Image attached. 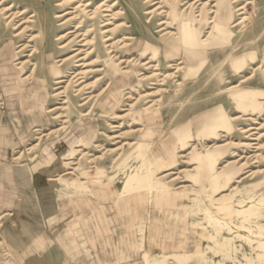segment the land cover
<instances>
[{"label":"rangeland","instance_id":"374dc122","mask_svg":"<svg viewBox=\"0 0 264 264\" xmlns=\"http://www.w3.org/2000/svg\"><path fill=\"white\" fill-rule=\"evenodd\" d=\"M3 1H6L5 8L13 5L16 11L24 9L21 6L26 3L29 13L36 17L28 25L33 31L26 30L20 34L22 29L13 30L0 14V96L5 100L0 101V132L5 129L8 136H13L18 125L17 117L22 119L25 128L29 126L31 129L25 144H17L18 139H15L14 148L11 147L7 156L0 159V172L9 169L10 179L12 176L14 179L17 169L27 168L31 175V166L49 155L48 149H52L55 141L67 137L79 146L69 154V162L66 163L70 164L57 174L62 176L67 173L65 179L54 180L68 187L60 186L55 196L58 204L69 196L77 197L80 190L90 189L88 181L83 178L93 175L91 170L98 173L93 175L97 180L92 184L95 188L99 187L103 194L109 186L100 180L105 172L108 180L122 188V196L146 189L152 193L151 203L156 207L178 200L193 203L190 226L198 235L196 247L184 252L187 255L165 254L159 257L150 254L149 241L145 242L150 222L147 229L140 228V255L134 264H264V250L258 247L259 242H264V71L256 70L262 51L253 49L258 53V61L253 63L248 60L242 74L231 68V60L235 56L227 58L233 46L240 47V56L251 53V49L246 47L263 39L264 24L254 32L245 31L234 36L231 47L210 50L206 65L199 72L198 65H194L190 76H186V66L179 65L178 61L174 62L178 66L170 68L165 57V34L170 31L177 34V30L161 32L165 28L161 26L165 18L147 15L156 7L150 6L146 0H109L110 3L105 4H117L113 13H123L116 22L112 21L123 26L116 29L115 40L109 44L116 42L118 45L126 37L130 39L127 43L132 44L129 49L116 46L114 59L111 60L101 32L105 30L101 28L103 23L89 21L80 12L64 16L73 11L69 9L71 4H66L70 0H0V3ZM209 1L197 3L196 16ZM104 2L91 0L93 7L89 11ZM169 4L170 0H164L160 7L168 12L171 9ZM215 4L209 2V7ZM186 7L188 5L181 12ZM113 13H104L110 16L105 20H109ZM59 16L61 18H57ZM257 17L250 24H257ZM86 22L88 27L77 34L93 29L88 40L94 45L83 47L84 43L73 41L69 33H75L76 28ZM111 28L113 26L108 30ZM146 42L152 46L150 49L145 46ZM91 50H94L91 56L77 55L78 52L88 53ZM153 50L158 51L157 57L153 56ZM147 61H152L151 65L142 66ZM137 62L143 63L140 66ZM54 63L62 73L59 76L62 83L57 85L52 77L56 71L51 68ZM79 64L83 66L78 67ZM176 66L182 69L177 74L174 70ZM125 71L135 76L131 84L124 78ZM173 73L175 78L170 77ZM141 74L158 76L141 84ZM251 76L252 79L242 83ZM234 86H238L240 91L258 93L261 108L255 110L249 107V101L242 103L245 107L239 108L236 96L228 92ZM61 92L59 97L54 96ZM89 97L95 99L89 101ZM25 102L36 110H13V103L20 105ZM147 108L150 109L146 111ZM40 110H43L44 120L33 121L32 116L39 115ZM117 116L120 118L117 119ZM183 126L191 134L185 150L176 144L175 135ZM250 128L254 130L246 132ZM155 139H159L155 144L160 147L144 145L145 141ZM251 144L255 145L251 148ZM155 147L164 150L163 153L174 152L176 163L171 172H161L164 169L155 172L150 166L149 157L157 153ZM211 151H219L218 157L215 165L212 163V167L205 169L196 159V154ZM42 162L39 165H43ZM221 172L228 175L226 189L221 188V183H216L215 178ZM2 180L0 186L9 191L12 189L14 193L5 194L4 200L12 201L5 206L0 194V262L12 261L19 256L20 264H26L25 257L37 253L36 247L47 244L38 232L54 234L59 217L55 214L57 210L49 215L48 211L40 209L41 196L37 194L33 181L27 193L21 181L14 180V186L15 183L19 186L12 188L8 179ZM162 196L166 199L162 200ZM238 212H241L240 216ZM64 221L65 234L61 232L62 223L56 228L58 238L54 244L57 251L53 257L47 252L48 264H60L63 253L72 255L88 245L80 243L83 228L77 220ZM10 230L15 236L16 252L13 244V250H10L5 236ZM110 233L108 227L101 230L105 239ZM91 244L95 245L93 241ZM199 245L201 253L195 254ZM57 258L59 261H56Z\"/></svg>","mask_w":264,"mask_h":264},{"label":"crops","instance_id":"0c3cea01","mask_svg":"<svg viewBox=\"0 0 264 264\" xmlns=\"http://www.w3.org/2000/svg\"><path fill=\"white\" fill-rule=\"evenodd\" d=\"M234 87L239 89L238 86ZM241 92L248 95V97L256 94V92ZM30 96L32 97V95ZM234 96H236L237 99V94ZM29 99L36 100V98ZM236 102L239 108L245 107V105L241 107L237 100ZM13 106V110L16 111L21 110L24 112L27 110H36L34 106H31L28 102L21 103L20 105L13 103ZM40 111L41 112L36 117L32 116L33 121L44 120L43 110ZM16 124L18 125H16L17 128L14 130L13 136H8V131H5V137L10 144L9 146H0V159H4L7 156L11 147L12 149L14 148L15 139H18L17 144L23 145L30 137L31 129L29 126L25 128L22 119L17 117ZM226 124H228L227 121ZM185 129L186 127L183 126L175 133L176 144L180 145L181 150H185L188 147V141L191 136L190 131ZM158 140L159 139L145 141L146 143L144 142V145L154 144L155 146L158 145V147H160L159 144H155ZM75 144L74 141L72 142L70 139L68 140L67 137L57 142L55 141V143L52 144V149H48L49 155L47 154L45 157H42L43 162L38 160L34 166H31V175L29 174L30 172L27 168L17 169L16 177H14V179L13 176L12 179H10L11 174L8 172L9 169H7V171L4 170L2 173L0 172V181L1 179H8L7 181L10 183L12 188L19 186V183H15L14 186V180L19 182L21 181L23 189L27 190V193L30 191V182L33 181V186H36L37 194L41 196V202L39 204L40 209L48 211L49 215L57 210L55 214L59 217L58 224L53 229L54 234L48 233V231L47 233H42L38 229L39 235L44 236L43 240L44 242H47V244L44 247H36L37 253H31L28 257H25L26 264H48L46 261L48 259L47 252L51 253V256L53 257L54 252L57 251L54 245L56 239L58 238L56 228L64 223V227L61 232L65 234L66 221L64 220H72L73 218L77 220L83 228V232L80 233V243H88V245L84 249L80 248L78 253H73L72 255L67 254L66 252L63 253L62 256H60V261L58 258L56 259V261H59L60 264H134V260L140 255L138 247V235L140 234V228L143 227L147 229L150 222L151 227L149 230L147 229V237H145V242H147V240L149 241L148 250L150 254L159 257L165 254H172V256L187 255L184 254V252L193 246L196 247L198 243V235L191 230L190 226L194 211L193 203L178 200L172 204H162L161 206L159 205L160 207H156L153 203H151L152 193L146 189L137 190L127 196H122L120 194L122 188L118 187V185L111 180H108L107 177H105V172L104 176L100 178L105 185H109L105 188L106 190L104 194L100 191L99 187H94L92 183L94 180H97V177L91 175L90 177L83 178L88 181L89 190H80L81 192L77 197L72 198L69 196L67 199L64 198L61 204H58L55 199V196L57 195L56 193L60 190V186H67L54 180L60 178L65 179L64 176L67 175V173L62 176L57 174L62 172L60 170L65 168L64 164L69 162L68 158L72 150L78 148V143ZM154 150L157 151V153H152L155 154L153 158L154 161H151V156L149 157L150 166L155 172H158L161 169L165 170L161 171L164 173L171 172L176 163L174 152H171V154L166 152L163 153L164 150H158L156 147ZM218 153L219 151H211L202 155L196 154V159L201 161L203 168L207 169L213 166L212 163L215 165ZM159 156H164V162L169 161V158H171L170 162L173 165L171 167H164L163 165H160V163L155 162ZM6 160L7 159H5V161ZM40 162H42L43 165H39ZM94 171L95 170H91L92 173H94ZM227 176V174H222L221 172V174L215 178L216 183H221V188L223 189H226L228 185L226 183ZM13 193L14 191H12V189L9 191L6 187L0 186V194L3 196V200L5 198V194ZM173 194H181V192H174ZM164 198L165 197L162 196V200ZM142 199H145V201H142ZM10 202H12L11 199L4 200V206L8 205ZM36 226L38 227V225ZM104 227L110 228L111 231L110 234L106 235V239L103 238V235H101V230ZM119 228H121V231ZM128 228L135 229L133 230ZM13 239H10V242L14 246V252H16L15 242ZM92 241L95 245L91 244ZM195 254H197V251ZM65 260L67 262H65ZM0 264H20L19 256L14 258L12 261L7 260L3 263L0 262Z\"/></svg>","mask_w":264,"mask_h":264},{"label":"bare ground","instance_id":"6f19581e","mask_svg":"<svg viewBox=\"0 0 264 264\" xmlns=\"http://www.w3.org/2000/svg\"><path fill=\"white\" fill-rule=\"evenodd\" d=\"M191 1L192 0H170L169 6L171 9L168 12H165L163 8L160 7L161 2H164V0H146V3H149L150 6L156 7L154 10L149 11L147 15H157V16H162V18H165L164 21L161 23V26H165V28H162L161 32H167L168 30H177V34H172L171 31L165 34L166 37L163 39L165 57L169 61L170 68H173L175 65H177L174 62H178V61L180 62L179 65L186 66L187 68L186 76H190L193 70L192 67L194 65H198L197 72H199L206 65L209 59L210 50L220 47L223 48L231 47L232 38L234 36H238L239 34H241V32H245V31L254 32V30H257V28H260L264 24V3H262V0H210L209 1L210 3L215 2L216 4L212 8H210L209 2L205 3L202 9L199 11L200 14L198 16H196V13L198 12V8H196V5L200 1H204V0H196L194 2ZM106 3H110V1L105 0L103 4H100L99 6L97 5L98 7L96 9H94L93 11L92 10L89 11V9L93 7L91 0H70L66 2V4H71V7L69 9H72L73 11L67 12L66 15L64 16H69V15L74 16L75 14H77V12H80L81 14L86 15L87 16L86 18H88L89 21H96L97 23L99 22L101 24L103 23L101 28L105 30L104 31L102 30L101 32L102 35L104 36L103 39L105 41L104 40L103 41L107 48V54L111 56L109 60H111L114 59L113 54L116 52V46L120 45L121 49H129L132 47V44L127 43V40H130L127 37L124 39V41H122L118 45H116L117 44L116 42L109 44L110 42H113L115 40L114 35L116 29L118 27L123 26V25H116V23H112V21L116 22L118 20V16L120 14L122 15L123 13H121L120 11L113 13L115 10L114 8L117 6V4H113L112 6L109 5L107 6L105 5ZM23 4L24 5H22L21 7H24V9L19 10L18 8V11H16L15 6L13 5L5 8L6 1L0 3V14H2L3 18H5L6 24L9 27L13 28V30L19 31L22 29V32L20 34H22L26 30H29V32L33 31L31 26L28 25L32 23L31 20L36 17L34 14L29 13L30 10L29 8H26L25 6L26 3ZM187 5L188 7H186L183 10V12H181V9ZM58 6H62V4H59ZM106 12L113 13L109 20L107 19L105 20L106 17H110L108 15H104V13ZM27 16L29 17L27 18ZM254 17H257L258 22L255 25L251 23L252 24L251 25L250 22L253 19H255ZM57 18H61V16ZM74 18H76V16ZM67 22L68 21H66L63 24H66ZM81 24L82 25L76 28L75 33L71 31L69 34H72L71 37H73V41L75 40V42L77 41L79 43H84L82 45L83 47H87L89 45L93 46L94 42L88 40V38L93 34V29H89L83 34H77V32H81L84 30L85 27H88V22ZM112 26L113 28L108 30V27H112ZM262 36L263 39H260V41H256L254 44L250 45L249 47H246V49H251L250 51H252L249 54H244L240 56L239 55L240 47L236 48L233 46L231 48V54H229L227 58L230 59L231 57L235 56L234 59L231 60V68L233 71L235 70L237 71L238 74H242L243 72H245V67H246L245 65L248 60H250L253 63L258 61V53L257 51L255 53L254 52L255 50L253 49H258L262 51V57L260 63L258 64V68L256 70L264 71V33H262L261 37ZM64 37H66V35L62 36L58 40ZM32 39L34 40V38ZM145 46L147 47V49H150V47H152L148 42H146ZM153 51H154L153 56L157 57L159 55L158 51L156 50ZM86 52L87 51H85L84 53L78 52L77 55L80 56L81 54H85V57H87L89 55L91 56L94 54V50H91L88 53ZM80 60H84V59H80ZM138 62L137 65L140 66L143 63L140 62L138 64ZM151 63L152 61H147L142 66H149L151 65ZM253 63L251 65H253ZM81 66L83 65L81 64L78 65V67ZM177 66L174 68V70H176L175 74H177L182 70V69L180 70V68ZM51 68H54L56 70L52 75L55 84L57 85L62 83L61 81L62 77H59L62 74L58 69L59 67H57V65L54 63L53 67ZM151 68L152 67H149V69ZM85 74L86 73H83L82 75ZM175 74L174 73L171 74L170 77L173 76V78H175L176 77ZM197 74L198 73H196V75ZM123 75L129 84L132 83L135 77L134 74L130 71H125ZM139 76L142 77L139 80L142 84L143 82L148 81L150 79H155L158 75L151 74V76H144L141 74ZM250 79H252V76L244 79L242 83L247 82ZM141 84L139 83V85ZM228 92L229 93L231 92L234 95L237 94L238 97L236 100L238 101V104L241 107L244 106L242 103L249 101L248 102L249 107L255 110L261 108V104L257 99L258 93L251 95V97H248V95L243 94L239 89H237V87H232L228 89ZM60 94H62V92L55 94L54 96L59 97ZM151 94L152 92L148 93V95ZM262 96H264V94H262ZM93 99L95 98L92 97L91 99H89V101ZM0 101L2 102L5 100L2 99L0 96ZM148 109L150 108H147L145 110L147 111ZM116 118L118 119L120 117L117 116ZM252 130L254 129L250 128L246 132L249 133ZM9 144L10 142L5 138V129H4L0 132V146L9 145ZM254 145L255 144H251L250 147L252 148V146ZM154 156L155 154H151V158H152L151 161H154L153 160ZM163 159L164 156H159L155 162L160 163V165H163L164 167H171L173 165L170 162L171 158H169V161L167 162H164ZM68 164L70 163H65L64 166L67 167ZM97 174H98L97 172H94L93 175H97ZM225 210L228 211V208H226ZM240 215L241 212H238V216ZM243 222H247V221L244 220ZM220 225L223 224L220 223ZM221 227L223 228V226ZM13 234L14 233L11 230L8 232V234H5L6 238L8 239L10 250H13L12 243L9 241L10 239L14 238ZM29 242H31V240H29ZM254 242L255 241H252V243ZM258 247L264 250V242H259ZM197 253L198 254L201 253L200 245L199 248L197 249Z\"/></svg>","mask_w":264,"mask_h":264}]
</instances>
